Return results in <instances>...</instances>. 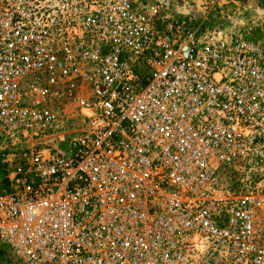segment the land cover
<instances>
[{
  "label": "built area",
  "instance_id": "2783aa9c",
  "mask_svg": "<svg viewBox=\"0 0 264 264\" xmlns=\"http://www.w3.org/2000/svg\"><path fill=\"white\" fill-rule=\"evenodd\" d=\"M252 29L162 0H0L4 263L264 264Z\"/></svg>",
  "mask_w": 264,
  "mask_h": 264
},
{
  "label": "rangeland",
  "instance_id": "374dc122",
  "mask_svg": "<svg viewBox=\"0 0 264 264\" xmlns=\"http://www.w3.org/2000/svg\"><path fill=\"white\" fill-rule=\"evenodd\" d=\"M162 1L170 11L181 9V12L190 17L202 30L229 31L253 28L251 34L254 36L264 30V0H222L212 9L201 5L204 0Z\"/></svg>",
  "mask_w": 264,
  "mask_h": 264
},
{
  "label": "crops",
  "instance_id": "0c3cea01",
  "mask_svg": "<svg viewBox=\"0 0 264 264\" xmlns=\"http://www.w3.org/2000/svg\"><path fill=\"white\" fill-rule=\"evenodd\" d=\"M0 262L2 263V264H4V259L2 258V257H0Z\"/></svg>",
  "mask_w": 264,
  "mask_h": 264
},
{
  "label": "trees",
  "instance_id": "16d2710c",
  "mask_svg": "<svg viewBox=\"0 0 264 264\" xmlns=\"http://www.w3.org/2000/svg\"><path fill=\"white\" fill-rule=\"evenodd\" d=\"M5 264V263H4Z\"/></svg>",
  "mask_w": 264,
  "mask_h": 264
}]
</instances>
